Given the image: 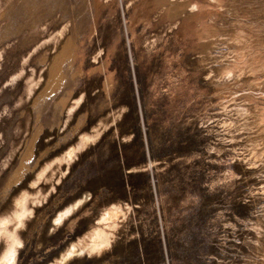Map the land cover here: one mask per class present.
<instances>
[{"label": "rangeland", "instance_id": "obj_1", "mask_svg": "<svg viewBox=\"0 0 264 264\" xmlns=\"http://www.w3.org/2000/svg\"><path fill=\"white\" fill-rule=\"evenodd\" d=\"M25 189L18 264L99 228L69 264H264V0H0V213Z\"/></svg>", "mask_w": 264, "mask_h": 264}, {"label": "clouds", "instance_id": "obj_2", "mask_svg": "<svg viewBox=\"0 0 264 264\" xmlns=\"http://www.w3.org/2000/svg\"><path fill=\"white\" fill-rule=\"evenodd\" d=\"M44 180L43 174L37 181L30 184V188H37L38 184ZM41 194L30 192L27 189L22 190L12 201L11 208L0 213V264H18V258L21 250L25 247V241L21 233L27 228V223L33 218L35 207L39 205ZM110 247V244L108 245ZM101 252L90 253L100 255ZM82 258L70 253L65 259V253H62L53 264H69V260Z\"/></svg>", "mask_w": 264, "mask_h": 264}, {"label": "bare ground", "instance_id": "obj_3", "mask_svg": "<svg viewBox=\"0 0 264 264\" xmlns=\"http://www.w3.org/2000/svg\"><path fill=\"white\" fill-rule=\"evenodd\" d=\"M71 155V153H67ZM83 200H78L76 203H73L72 207H67L66 209L60 211L57 217H55L53 224H64L65 221L71 216L72 210L75 208L80 207ZM121 213L120 208L118 207H111L107 208L105 213L103 214L102 221L108 228H113L116 225V219L119 217V214ZM110 232L105 228H99L92 236L91 241L85 244H76L73 243L72 246L70 245V248L65 251V259L68 258V254L77 256L81 253H85L87 251H98L100 252L103 250V248H106V244H108V239Z\"/></svg>", "mask_w": 264, "mask_h": 264}]
</instances>
